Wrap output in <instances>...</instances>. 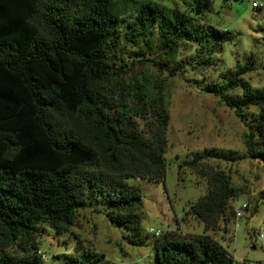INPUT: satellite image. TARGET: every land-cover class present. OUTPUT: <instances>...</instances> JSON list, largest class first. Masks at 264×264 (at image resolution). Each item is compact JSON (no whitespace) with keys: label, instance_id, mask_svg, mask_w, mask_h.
<instances>
[{"label":"trees","instance_id":"trees-1","mask_svg":"<svg viewBox=\"0 0 264 264\" xmlns=\"http://www.w3.org/2000/svg\"><path fill=\"white\" fill-rule=\"evenodd\" d=\"M120 3L121 10L115 0H0V264L37 262L38 251L29 252L35 251L39 226L65 231L86 208L111 227L125 228L129 243H140L141 195L127 180L164 181L168 113L159 86L146 100L139 83L126 88L122 81V66L113 61L122 16L132 14L124 42L134 39L145 47L154 39L170 76L178 70L182 45L230 35L198 28L191 9L152 0ZM250 70L235 66L224 83L208 84L205 91L242 123L245 157L264 163V88L253 89L239 78ZM234 89L239 94L229 95ZM136 117L150 119L149 138L137 129ZM205 159L241 158L206 149L186 163ZM202 175L206 193L188 209L204 232H214L227 222L225 210L240 188L222 170L208 168ZM13 247L26 255L13 256L8 252ZM153 249L155 264L232 262L204 233L162 234ZM65 260L100 263L89 249L82 259Z\"/></svg>","mask_w":264,"mask_h":264},{"label":"rangeland","instance_id":"rangeland-1","mask_svg":"<svg viewBox=\"0 0 264 264\" xmlns=\"http://www.w3.org/2000/svg\"><path fill=\"white\" fill-rule=\"evenodd\" d=\"M152 1L179 10L191 9L197 17L198 28L204 30L210 26L226 32L230 38L210 37L207 42L182 45L178 70L170 76V68L161 64L154 39L145 47L134 39L124 42V25L132 14L127 12L122 16L125 24L119 30L113 58L117 66H122V81L126 88L130 82L139 83L146 100L159 86L168 113L164 181L127 180L141 195L142 205L137 211L140 243H129L130 235L125 228L111 227L102 214L86 208L78 211L74 226L65 231L39 226L35 251L29 252L32 256L40 252L36 253L39 260L30 264H69L65 258L82 259L83 251L88 249L99 258V264H155L153 242L156 238L149 229L160 232V236L204 233L227 251L231 264H264V163L245 157L242 123L218 97L205 91L208 84L224 83L235 66L243 65L251 70L239 78L253 89L264 88V0H206L205 6L197 0ZM252 2L262 7L252 8ZM115 4L121 10L120 0H115ZM138 52L142 55H136ZM206 59L208 65L203 63ZM239 92L234 89L228 94L234 96ZM135 123L143 136L149 138L150 119L136 117ZM206 149L241 159L233 163L205 159L195 166L187 165L195 154H202ZM208 168L227 173L233 186L240 188L225 210L227 222L220 223L214 232H204L202 223L188 209L206 193L202 171ZM243 204L247 210H241L240 217L236 218L232 211ZM8 252L15 257L26 255L15 247Z\"/></svg>","mask_w":264,"mask_h":264},{"label":"built area","instance_id":"built-area-1","mask_svg":"<svg viewBox=\"0 0 264 264\" xmlns=\"http://www.w3.org/2000/svg\"><path fill=\"white\" fill-rule=\"evenodd\" d=\"M251 7H252V8H260V7H262V4L257 3V2H252ZM246 208H247V205H246V204H243V205L241 206L240 209H238V210H236V211L234 212V216H235L236 218L240 217V215H241V210L246 209ZM149 233H153V236H154L155 238H158V237L160 236V234H161L160 232H158V231H153L152 229H149ZM38 253H40V252H38Z\"/></svg>","mask_w":264,"mask_h":264}]
</instances>
